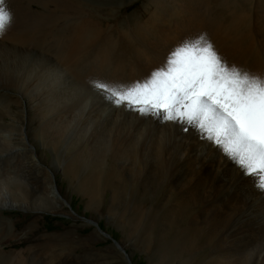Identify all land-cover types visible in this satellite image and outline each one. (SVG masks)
I'll list each match as a JSON object with an SVG mask.
<instances>
[{
  "label": "bare ground",
  "instance_id": "1",
  "mask_svg": "<svg viewBox=\"0 0 264 264\" xmlns=\"http://www.w3.org/2000/svg\"><path fill=\"white\" fill-rule=\"evenodd\" d=\"M5 3L12 19L0 34V118L8 113L1 93L14 92L38 115L39 124L53 131L63 151L71 145L81 157L88 143L90 154L110 161L121 180L106 182L110 213L122 194L136 185L159 209L161 222L171 226L166 238L174 244L178 238L177 243L200 242L214 254H209L210 264H264V189L256 178L245 175L196 128L185 130L181 123L117 106L95 87L97 82H143L166 64L173 49L200 35L229 67L264 76V0ZM135 4L139 5L129 10ZM5 130L0 121V135L5 136ZM5 143L0 136V156L9 151ZM98 171L90 173L82 187L89 206L102 196ZM26 199L22 185L0 162V210L29 211L35 206ZM134 219L141 216L128 219L129 235L136 231ZM1 223L0 240L7 236L5 245L18 246L4 228L7 224ZM52 246L49 240L37 239L33 250L43 260ZM26 249L0 246V264H12ZM172 249L181 255L180 248Z\"/></svg>",
  "mask_w": 264,
  "mask_h": 264
},
{
  "label": "rangeland",
  "instance_id": "2",
  "mask_svg": "<svg viewBox=\"0 0 264 264\" xmlns=\"http://www.w3.org/2000/svg\"><path fill=\"white\" fill-rule=\"evenodd\" d=\"M1 94L8 113L0 118L7 137L0 136L7 141L9 149L6 155L0 156L1 167L8 176L18 180L27 203L35 206L29 211L0 210V224L4 221L11 240L20 242L18 246L5 245L10 237L4 236L0 246L8 251L27 248L20 256H14L12 264L20 261L23 264H210L214 254L205 250L200 242L177 243L178 238L174 244L172 239L166 238L171 226L161 222L159 209L148 203L139 186L134 185L127 195L123 193L116 210L110 213L107 207L111 192L106 182H121L120 174L111 169L110 161L90 154L88 143L83 146L81 157L71 145L63 151L53 131L39 124L38 115L30 111L25 99L10 91ZM93 171L100 172L98 196H102H99L100 203L89 206L82 189ZM52 191L60 199L50 197ZM135 216H141V220L134 219L131 224L136 231L129 235L128 219ZM148 227L152 230L144 233ZM37 239L53 244L43 260L33 250ZM172 246L180 248L181 255L176 254V250L170 251Z\"/></svg>",
  "mask_w": 264,
  "mask_h": 264
},
{
  "label": "snow or ice",
  "instance_id": "3",
  "mask_svg": "<svg viewBox=\"0 0 264 264\" xmlns=\"http://www.w3.org/2000/svg\"><path fill=\"white\" fill-rule=\"evenodd\" d=\"M12 19L0 0V34ZM117 106L196 128L264 189V76L229 67L205 35L185 40L143 82H97Z\"/></svg>",
  "mask_w": 264,
  "mask_h": 264
},
{
  "label": "water",
  "instance_id": "4",
  "mask_svg": "<svg viewBox=\"0 0 264 264\" xmlns=\"http://www.w3.org/2000/svg\"><path fill=\"white\" fill-rule=\"evenodd\" d=\"M117 247H119V246L117 245Z\"/></svg>",
  "mask_w": 264,
  "mask_h": 264
}]
</instances>
